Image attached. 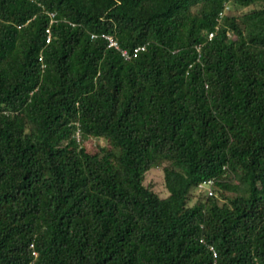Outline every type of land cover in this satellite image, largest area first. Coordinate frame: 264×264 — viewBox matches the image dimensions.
Returning a JSON list of instances; mask_svg holds the SVG:
<instances>
[{
  "label": "trees",
  "instance_id": "16d2710c",
  "mask_svg": "<svg viewBox=\"0 0 264 264\" xmlns=\"http://www.w3.org/2000/svg\"><path fill=\"white\" fill-rule=\"evenodd\" d=\"M258 2L0 0V264H264Z\"/></svg>",
  "mask_w": 264,
  "mask_h": 264
},
{
  "label": "rangeland",
  "instance_id": "374dc122",
  "mask_svg": "<svg viewBox=\"0 0 264 264\" xmlns=\"http://www.w3.org/2000/svg\"><path fill=\"white\" fill-rule=\"evenodd\" d=\"M264 5V2H258L252 6L246 7L244 9H235L233 7L227 9V13L230 15H239L241 13L244 12H248L254 8H260ZM102 143H104V141H102ZM93 145V142H91L90 144V148H92L91 146ZM146 183L147 184H153L154 188L156 191H158L161 195H166V191H165V187L163 185V172L162 170L159 169H153L151 171H149L146 174Z\"/></svg>",
  "mask_w": 264,
  "mask_h": 264
},
{
  "label": "built area",
  "instance_id": "2783aa9c",
  "mask_svg": "<svg viewBox=\"0 0 264 264\" xmlns=\"http://www.w3.org/2000/svg\"><path fill=\"white\" fill-rule=\"evenodd\" d=\"M51 16H54V13H50ZM51 36H52V32L50 30H48V37H47V40L49 41L51 39ZM105 36L108 40H109V46H113L117 49H119L122 53V55L126 58V59H130L132 56H136L138 52H140L141 50H144L145 49V46H138L136 47L133 52H130L129 50L127 49H122L119 45V43L117 42V40L112 37V36H109V35H103ZM213 36V33H210V38ZM210 183V182H209ZM203 186V185H201ZM210 188V186H209ZM214 255L216 256V253L214 252Z\"/></svg>",
  "mask_w": 264,
  "mask_h": 264
}]
</instances>
